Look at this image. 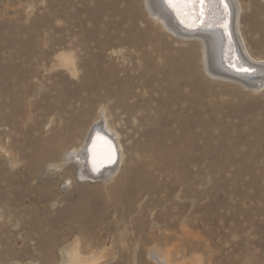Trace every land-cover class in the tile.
I'll list each match as a JSON object with an SVG mask.
<instances>
[{
  "label": "rangeland",
  "instance_id": "obj_1",
  "mask_svg": "<svg viewBox=\"0 0 264 264\" xmlns=\"http://www.w3.org/2000/svg\"><path fill=\"white\" fill-rule=\"evenodd\" d=\"M243 1L250 12L257 11L253 0ZM135 26L160 30L141 0H0V264H158L153 246L161 251L169 247L172 264H264V158L257 159L259 169L252 174L234 177L237 163L220 173L211 156L217 141L201 134L204 125L217 134L222 124L230 129L236 116L248 112L264 138V92L240 98L231 86L215 85L212 100L201 96L199 209L192 163L186 174L190 184L181 185L188 187L187 195L178 198V188L167 187L144 202L133 196L129 205L116 201L111 182L82 181L72 172L28 166L37 140L60 127L58 112L53 115L45 105H60L59 92L76 103L80 93L77 82L83 72L75 76L66 71L59 55L72 54L77 61L82 56L81 62L96 64L99 51H82L75 44L85 46L94 37ZM168 40L176 48L188 45L171 36ZM253 50L264 55V47ZM126 83L136 85L133 79ZM104 98L111 105L118 101L115 95ZM139 104L134 117L122 119L114 110L111 120L127 155L141 159L147 142L142 131L150 118L165 129L159 120L167 110L144 111L142 99ZM210 108L218 117L209 116ZM157 214L162 223L175 220L173 231L185 226L196 236L165 237L152 229Z\"/></svg>",
  "mask_w": 264,
  "mask_h": 264
},
{
  "label": "bare ground",
  "instance_id": "obj_2",
  "mask_svg": "<svg viewBox=\"0 0 264 264\" xmlns=\"http://www.w3.org/2000/svg\"><path fill=\"white\" fill-rule=\"evenodd\" d=\"M141 1L160 30L135 26L127 31L108 33L105 39L94 37L85 46L74 43L82 51H99L96 64L81 62L85 59L82 56L77 61L72 54L59 55V62L66 71L75 76L83 72L84 78L77 82L80 93L76 103H68L66 95L59 92L56 97L60 105H45L46 110H53V115L58 112L60 127L51 136L37 140L28 166L41 167L44 171L72 172L82 181L111 182L116 201L129 205L133 196L144 202L155 194L164 193L167 187L178 188V198L187 195L188 187L181 185L190 184L186 174L192 163V191L196 209H199L201 134L217 141L211 156L219 162L220 173L225 172L228 164L236 166L237 163L238 167L232 171L234 177L240 173L252 174L259 169L257 159L264 158L262 129L254 127L248 112L236 116L230 129L222 124L217 134L219 130L212 133L203 124L200 134L204 105L201 96L207 95L209 101L212 100L215 85L231 86L240 98L264 92V55L253 50V47H264V0H253L257 8L253 12L243 0ZM229 9L231 26L227 24ZM168 36L188 45L176 48ZM233 54L253 71L232 69ZM119 59L123 61L120 64L116 62ZM120 72L124 78H120ZM127 79L135 80L136 85H128ZM115 85L121 86L120 89L116 90ZM146 93L149 95L144 98ZM104 95H115L117 103L111 105ZM136 97L138 101L134 99ZM129 98L132 99L130 102ZM139 99L144 101V111L167 110V115H161L159 120L165 129L150 118L151 123L142 131L147 142L141 159L135 153L127 155L121 134L111 120L114 110L122 119L126 115L134 117L140 106ZM209 116L216 118L218 114L211 109ZM71 179V176L67 177V180ZM159 219L157 214L152 229L165 237L185 240L196 236L185 226L180 231H173L171 227L175 220L162 223ZM168 248L161 251L157 246L152 247L153 258L158 264H172ZM83 260L80 258L81 262Z\"/></svg>",
  "mask_w": 264,
  "mask_h": 264
},
{
  "label": "water",
  "instance_id": "obj_3",
  "mask_svg": "<svg viewBox=\"0 0 264 264\" xmlns=\"http://www.w3.org/2000/svg\"><path fill=\"white\" fill-rule=\"evenodd\" d=\"M192 5V4H191ZM228 12H229V20H228V22H227V24H228V26H231V23H232V19H231V9H229L228 10ZM198 24L199 25H201L202 24V21L201 20H199L198 21ZM227 26V27H228ZM232 62H231V64H230V67L232 68V69H234V70H241V71H248V72H252L253 71V69L252 68H250L247 64H244L243 62H242V60H240L239 59V57L236 55V54H233L232 55ZM242 63H241V62ZM112 143L115 145V141L113 140L112 141Z\"/></svg>",
  "mask_w": 264,
  "mask_h": 264
},
{
  "label": "snow or ice",
  "instance_id": "obj_4",
  "mask_svg": "<svg viewBox=\"0 0 264 264\" xmlns=\"http://www.w3.org/2000/svg\"><path fill=\"white\" fill-rule=\"evenodd\" d=\"M201 2H203V0H201ZM221 2H223V0H221Z\"/></svg>",
  "mask_w": 264,
  "mask_h": 264
}]
</instances>
